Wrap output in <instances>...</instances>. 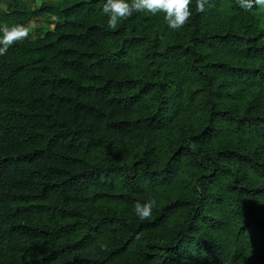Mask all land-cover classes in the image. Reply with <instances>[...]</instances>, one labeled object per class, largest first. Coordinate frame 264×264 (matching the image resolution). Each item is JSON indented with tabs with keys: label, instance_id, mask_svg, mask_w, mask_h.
Masks as SVG:
<instances>
[{
	"label": "trees",
	"instance_id": "1",
	"mask_svg": "<svg viewBox=\"0 0 264 264\" xmlns=\"http://www.w3.org/2000/svg\"><path fill=\"white\" fill-rule=\"evenodd\" d=\"M105 2L0 9L30 29L0 56V264H264V8L109 29Z\"/></svg>",
	"mask_w": 264,
	"mask_h": 264
},
{
	"label": "clouds",
	"instance_id": "2",
	"mask_svg": "<svg viewBox=\"0 0 264 264\" xmlns=\"http://www.w3.org/2000/svg\"><path fill=\"white\" fill-rule=\"evenodd\" d=\"M193 0H106L102 11L108 16L107 27L116 29L119 24L129 19L133 13L163 14L166 26L171 30L183 28L191 19ZM209 0H195L196 11L203 13ZM242 8L250 11L255 7L264 8V0H237ZM30 37V29L23 24L0 27V56L7 54L8 49ZM155 198L144 203L134 204L135 214L140 220L151 217L156 207Z\"/></svg>",
	"mask_w": 264,
	"mask_h": 264
},
{
	"label": "rangeland",
	"instance_id": "3",
	"mask_svg": "<svg viewBox=\"0 0 264 264\" xmlns=\"http://www.w3.org/2000/svg\"><path fill=\"white\" fill-rule=\"evenodd\" d=\"M4 8H5V0H0V9H4ZM54 22H55L54 18L44 16L42 18H39L36 21H33L31 25L34 28L39 27V26L52 27Z\"/></svg>",
	"mask_w": 264,
	"mask_h": 264
}]
</instances>
